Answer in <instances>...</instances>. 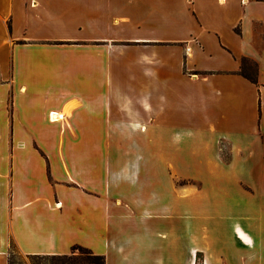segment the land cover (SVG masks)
<instances>
[{
	"label": "crops",
	"instance_id": "0c3cea01",
	"mask_svg": "<svg viewBox=\"0 0 264 264\" xmlns=\"http://www.w3.org/2000/svg\"><path fill=\"white\" fill-rule=\"evenodd\" d=\"M10 242L264 264V0H0V264Z\"/></svg>",
	"mask_w": 264,
	"mask_h": 264
},
{
	"label": "trees",
	"instance_id": "16d2710c",
	"mask_svg": "<svg viewBox=\"0 0 264 264\" xmlns=\"http://www.w3.org/2000/svg\"><path fill=\"white\" fill-rule=\"evenodd\" d=\"M244 64V63H243ZM250 66H248L249 68ZM243 75L255 82L254 78L249 74H246L243 70ZM74 250H78V254H74ZM27 258L31 260H48L54 264H104V257L99 254L93 253L90 249L80 246L73 245L70 248L69 254L61 255H39V254H26ZM7 264H15L14 258L8 251Z\"/></svg>",
	"mask_w": 264,
	"mask_h": 264
},
{
	"label": "rangeland",
	"instance_id": "374dc122",
	"mask_svg": "<svg viewBox=\"0 0 264 264\" xmlns=\"http://www.w3.org/2000/svg\"><path fill=\"white\" fill-rule=\"evenodd\" d=\"M173 143L175 142H179V141H183L186 142L190 139V136H188V134H186V132L184 131V129L179 133V134H168L167 136ZM168 141V144L172 143L171 141ZM154 144H157V142L152 141L151 146H154ZM189 159H191L190 156H188ZM179 172L181 171L182 174H189L188 172L190 171V168L187 166H179L178 167ZM179 184H183L189 185V182L186 181L184 178L182 180L178 181ZM8 251L11 253L12 257L14 258L15 264H54L51 263L48 260H43V259H39V260H31L29 258H27V256L25 254H22L21 252H19V250L17 249V247L15 246V244L13 242H10V245L8 246ZM70 251L67 253L69 254ZM74 254H78V250H74ZM199 256H198V261H199Z\"/></svg>",
	"mask_w": 264,
	"mask_h": 264
},
{
	"label": "built area",
	"instance_id": "2783aa9c",
	"mask_svg": "<svg viewBox=\"0 0 264 264\" xmlns=\"http://www.w3.org/2000/svg\"><path fill=\"white\" fill-rule=\"evenodd\" d=\"M57 205H59V203Z\"/></svg>",
	"mask_w": 264,
	"mask_h": 264
}]
</instances>
